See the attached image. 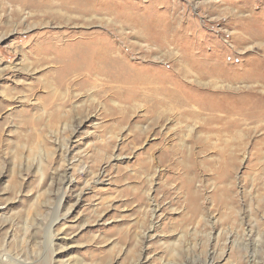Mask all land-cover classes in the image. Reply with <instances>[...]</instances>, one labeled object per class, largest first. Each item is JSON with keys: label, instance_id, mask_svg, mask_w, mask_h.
I'll use <instances>...</instances> for the list:
<instances>
[{"label": "rangeland", "instance_id": "rangeland-1", "mask_svg": "<svg viewBox=\"0 0 264 264\" xmlns=\"http://www.w3.org/2000/svg\"><path fill=\"white\" fill-rule=\"evenodd\" d=\"M113 1L123 21L153 20L146 36L170 26L194 58L238 70L262 56L238 21L264 27V0ZM20 10L0 6V264H264V124L149 112L109 79L62 83L52 56L33 51L40 41L98 33L124 53L140 41L128 27L123 44L104 25L46 27ZM124 58L177 78L165 56Z\"/></svg>", "mask_w": 264, "mask_h": 264}, {"label": "bare ground", "instance_id": "bare-ground-1", "mask_svg": "<svg viewBox=\"0 0 264 264\" xmlns=\"http://www.w3.org/2000/svg\"><path fill=\"white\" fill-rule=\"evenodd\" d=\"M96 1L0 0V6L3 4L11 6V8L15 6L22 11L28 9L27 11H31V13L27 14L28 17H36L34 13H37V17L43 22V26L46 27L47 23L71 25L74 22H78L77 26L81 27L92 23L104 25L112 29L115 37L122 40L123 44L127 38L123 30L128 27L131 30L130 35L141 43L128 46V49L125 50L126 54L139 48L148 55L165 56V59L172 63L171 69L173 67L177 73L175 74L177 75L176 79L171 78L169 75L161 76L162 71L155 72V68L152 67H144L141 72L135 73L132 69L133 66L130 67L128 63V66H126L124 58L126 54L123 52L124 49L121 48V44L117 46L116 40H113L115 42H105L103 35L96 32L97 34H81L72 46L67 44L68 41L65 43L61 42V39L57 41L55 37L47 38L34 46L33 51L47 52L48 55L52 56L51 58L54 62L60 65V68H58L61 73L60 80L62 83L67 82L70 76L80 77L84 80L94 77L102 80L109 79V81L111 80L125 86L124 93L112 91L114 96L118 97L124 94L129 102L139 100L150 104L149 112L154 113L162 109L163 112H170L183 120L192 116L199 117L206 112L211 115L218 112L224 115L222 119L225 120L235 116L234 121L236 122L264 124V46L261 50V57L246 60V64L242 65L241 69H226L223 68L220 62L212 60L217 58L214 55L204 59H197L194 58L190 49L187 50L186 47L178 45L180 43L175 39V41L172 40L170 43V26L165 31L160 33L155 31V35L146 36L145 33L149 31L147 28L148 24L153 22V20L148 22L147 17L146 19L141 17L135 19V22H126L122 19L126 14L125 11L116 10V7V9H112L108 5L113 0H110L107 5L105 4L106 6L97 4ZM106 13H109V16L116 21L110 17L107 18ZM129 15L131 14L129 13ZM253 19L255 20L256 18ZM255 21L257 23V20ZM238 23L243 28V33L247 35V41H260V44L264 45L263 26L260 25L261 27H258L254 23V25H251L252 22L249 18L240 19ZM258 30L262 33L261 35L253 33ZM78 34L75 33L74 35ZM245 39L234 36L233 41L241 43L245 42ZM171 46L176 49H170ZM170 50H176L177 54L180 53L179 57L170 58L171 55L175 56ZM129 72L131 75H129ZM186 80H192L193 82L191 81V84L187 82V85L182 82ZM204 80L207 81L206 84H202ZM237 81L246 83L247 90L239 91L237 88H230L235 85L226 88L222 84L224 82ZM194 82L198 84L193 85ZM103 87L106 88L108 85L104 84ZM204 87L208 89H204ZM234 121L229 120V122H226L229 124L228 127H234Z\"/></svg>", "mask_w": 264, "mask_h": 264}]
</instances>
